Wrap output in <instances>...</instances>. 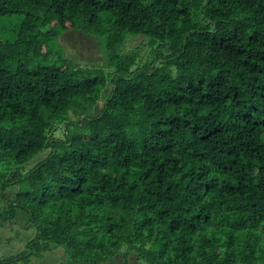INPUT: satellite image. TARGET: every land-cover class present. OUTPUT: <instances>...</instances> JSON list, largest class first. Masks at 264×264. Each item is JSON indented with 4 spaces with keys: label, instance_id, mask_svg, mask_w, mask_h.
<instances>
[{
    "label": "trees",
    "instance_id": "16d2710c",
    "mask_svg": "<svg viewBox=\"0 0 264 264\" xmlns=\"http://www.w3.org/2000/svg\"><path fill=\"white\" fill-rule=\"evenodd\" d=\"M14 14L0 219L36 233L0 264L58 247L70 264H264V0H0V30ZM71 29L104 64L54 46Z\"/></svg>",
    "mask_w": 264,
    "mask_h": 264
},
{
    "label": "rangeland",
    "instance_id": "374dc122",
    "mask_svg": "<svg viewBox=\"0 0 264 264\" xmlns=\"http://www.w3.org/2000/svg\"><path fill=\"white\" fill-rule=\"evenodd\" d=\"M22 14H14L4 20V26L0 30L3 37L13 38L22 19ZM58 40V39H57ZM94 40V41H93ZM147 38L145 36H137L131 39L130 44L143 45ZM94 43V44H93ZM57 49L64 50L67 56H72L74 62L77 64L93 66L95 64H104L105 57L102 50V44L98 37L92 34H87L79 29H71L64 32L58 42H54ZM148 48V45L142 47V50ZM103 107V103L99 102L96 105L95 112H99ZM60 133V131H57ZM49 150L43 151L33 157L28 163L27 167H33ZM35 158V159H34ZM11 195V194H9ZM3 206V203H2ZM25 213H20L18 220L2 223L0 219V257L6 258L8 256L17 255L28 250V242L36 233L33 225H28ZM31 224V223H30ZM71 259L65 252L63 247H58L54 251H48L43 256H33L28 263L19 262V264H70ZM131 264H139L135 254L130 255ZM125 260L122 253L112 257L107 264H124ZM17 264V263H16ZM79 264V263H78ZM88 264V263H82Z\"/></svg>",
    "mask_w": 264,
    "mask_h": 264
},
{
    "label": "bare ground",
    "instance_id": "6f19581e",
    "mask_svg": "<svg viewBox=\"0 0 264 264\" xmlns=\"http://www.w3.org/2000/svg\"><path fill=\"white\" fill-rule=\"evenodd\" d=\"M34 16V15H33ZM94 41V40H93ZM94 44V43H93ZM52 50L50 49V52H51ZM49 52V51H48Z\"/></svg>",
    "mask_w": 264,
    "mask_h": 264
},
{
    "label": "crops",
    "instance_id": "0c3cea01",
    "mask_svg": "<svg viewBox=\"0 0 264 264\" xmlns=\"http://www.w3.org/2000/svg\"><path fill=\"white\" fill-rule=\"evenodd\" d=\"M79 264H82V263H79Z\"/></svg>",
    "mask_w": 264,
    "mask_h": 264
}]
</instances>
